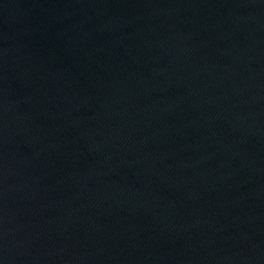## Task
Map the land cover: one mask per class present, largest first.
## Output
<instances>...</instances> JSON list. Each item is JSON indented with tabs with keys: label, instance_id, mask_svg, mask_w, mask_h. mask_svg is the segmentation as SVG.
Listing matches in <instances>:
<instances>
[{
	"label": "water",
	"instance_id": "water-1",
	"mask_svg": "<svg viewBox=\"0 0 264 264\" xmlns=\"http://www.w3.org/2000/svg\"><path fill=\"white\" fill-rule=\"evenodd\" d=\"M0 264H264V0H0Z\"/></svg>",
	"mask_w": 264,
	"mask_h": 264
}]
</instances>
